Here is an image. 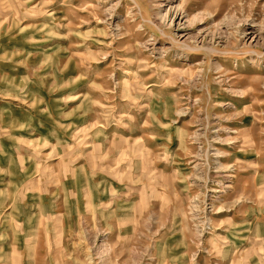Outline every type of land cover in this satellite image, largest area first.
Masks as SVG:
<instances>
[{"label":"rangeland","instance_id":"rangeland-1","mask_svg":"<svg viewBox=\"0 0 264 264\" xmlns=\"http://www.w3.org/2000/svg\"><path fill=\"white\" fill-rule=\"evenodd\" d=\"M0 264H264V0H0Z\"/></svg>","mask_w":264,"mask_h":264}]
</instances>
